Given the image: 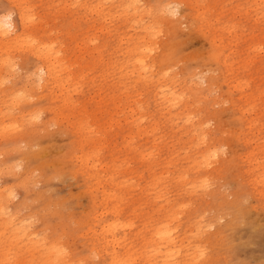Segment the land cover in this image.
Returning <instances> with one entry per match:
<instances>
[{
	"label": "rangeland",
	"instance_id": "1",
	"mask_svg": "<svg viewBox=\"0 0 264 264\" xmlns=\"http://www.w3.org/2000/svg\"><path fill=\"white\" fill-rule=\"evenodd\" d=\"M17 1L0 0V14L16 25L26 9L24 33L82 56V77L49 93L32 50L0 47L12 58L0 74V264H106L112 251L158 264L153 231L165 227L184 264L201 251L193 264H264V0ZM141 44L153 48L145 80L132 63Z\"/></svg>",
	"mask_w": 264,
	"mask_h": 264
},
{
	"label": "bare ground",
	"instance_id": "2",
	"mask_svg": "<svg viewBox=\"0 0 264 264\" xmlns=\"http://www.w3.org/2000/svg\"><path fill=\"white\" fill-rule=\"evenodd\" d=\"M9 1V0H8ZM17 1V0H16ZM24 1V0H23ZM110 1V0H109ZM15 2V1H14ZM18 2V1H17ZM16 2V3H17ZM21 2V1H20ZM27 2V1H26ZM58 2V1H57ZM104 2V1H103ZM133 2V1H132ZM136 2V1H135ZM19 3V2H18ZM23 3V2H21ZM15 4V3H13ZM20 4V3H19ZM64 4V3H63ZM69 4V3H68ZM76 4V3H74ZM12 5V4H11ZM25 5V4H24ZM100 5V4H99ZM20 6V5H19ZM26 6V5H25ZM28 6V5H27ZM33 6V4L31 5ZM64 6V5H63ZM63 6L62 9H64ZM96 6V5H95ZM15 7V5H14ZM23 7V6H22ZM21 7V8H22ZM67 7V6H66ZM80 7V6H79ZM102 7V6H101ZM124 7V6H123ZM122 7V9H123ZM126 7V5H125ZM124 7V8H125ZM130 7V6H129ZM17 8V7H16ZM26 8V7H24ZM23 8V9H24ZM29 8V7H28ZM98 8V7H97ZM96 8V9H97ZM31 9V8H30ZM28 9V11L30 10ZM26 10V9H25ZM23 10V11H25ZM88 10V9H87ZM93 10V9H92ZM100 9L98 8L97 11H99ZM23 11H17L16 12V18H17V24L15 25L14 22L12 21V19L10 18V14L9 12H4L2 14H0V47H3L5 49H10L11 51V46H13V48L15 47V45L18 48L17 44H23L24 47L26 46V50H32V55L34 56L35 60L37 61V65L34 64V73H35V81H36V86L38 85L39 87H41V89H46L47 92L51 93V89L56 87L59 91L64 90L65 86H67L70 82L72 83L73 81H75V79H77L78 82V76H80V78L82 77V75L79 73H75V71L72 70L73 65H77L78 67H82L79 66L80 64V58L82 57H78L77 55L73 57L72 60H69L65 57V54H63V48L60 45H57L56 41L57 40H50L49 41H42V40H38L36 39L34 36H29V34L24 33L25 29H27V26H32L35 25V23H33L32 19L30 18L29 15H25L23 13ZM63 11V10H62ZM170 11V9H169ZM166 12V11H165ZM113 13V12H112ZM135 13V11H134ZM171 13V12H170ZM91 14V13H90ZM122 14H125L124 12H122ZM161 14V13H160ZM36 15V14H35ZM115 15V14H114ZM118 15V14H117ZM33 17V16H32ZM163 17V16H162ZM161 17V18H162ZM165 17V16H164ZM167 17V16H166ZM165 17V18H166ZM40 20V19H39ZM37 20H35L36 22ZM41 22V20H40ZM136 22V21H135ZM134 23V21H133ZM158 23V22H157ZM160 23V22H159ZM37 24V23H36ZM42 25V24H41ZM38 26L41 27L42 26ZM30 26V27H31ZM45 26V25H44ZM155 26V23L154 25ZM37 27V26H36ZM35 27V28H36ZM37 27V28H38ZM142 28V27H141ZM157 28V27H156ZM153 29V27H152ZM158 29V28H157ZM156 29V30H157ZM98 30V29H97ZM127 30V29H126ZM107 31V30H106ZM158 31V30H157ZM29 32V30H28ZM101 32V31H100ZM49 33V31H48ZM42 34V33H41ZM57 34V33H56ZM55 34V37H56ZM146 34V33H145ZM157 34V33H156ZM46 35V34H45ZM149 35V34H148ZM134 38V37H133ZM136 38V37H135ZM139 38V37H138ZM146 38V37H145ZM214 37H211V43L213 45V51L210 53V55L215 59L218 58L221 55L220 50L218 49L217 45H214L215 40L213 39ZM98 40V39H97ZM124 40V39H123ZM90 41V40H89ZM93 42V40H92ZM90 43V42H89ZM149 44V43H148ZM153 44V43H152ZM151 44V45H152ZM19 45V47H20ZM77 45V44H76ZM104 45V44H103ZM74 46V45H73ZM87 46L83 44V42H79L78 45L76 46L78 48V52L79 53H86L88 52L89 54L92 53V50L96 51L97 54H99L100 50H97V47H93V48H88L89 50H86L85 47ZM133 46V45H132ZM154 46V45H153ZM75 47V46H74ZM12 48V49H13ZM16 49V48H15ZM14 49V50H15ZM20 49V48H19ZM24 49V48H23ZM105 49V48H104ZM4 49H1V51ZM156 50V49H155ZM17 51V50H15ZM153 51V48L150 46H148L147 44H141V45H137L134 47V54L135 57L133 59V62L135 65H137L136 67V72H137V76H139V78L142 79H146V77L151 73V64L153 63V61L148 62V58L150 56V52ZM9 52V51H8ZM22 52V51H20ZM7 53V51H6ZM13 53V52H12ZM88 54V55H89ZM9 55V54H8ZM3 56V55H2ZM1 57V55H0ZM7 57V56H6ZM9 57V56H8ZM7 58H0V74L4 73L3 69L4 67H8L9 70V62H7L8 60ZM10 58V57H9ZM19 58V57H18ZM78 58V59H77ZM12 59V58H10ZM121 61V60H120ZM165 61L163 54L162 57L159 59V62H163ZM223 62V61H222ZM131 63V64H132ZM228 63V62H227ZM93 66H94V61L92 62ZM9 65V66H8ZM33 65V64H32ZM175 65V64H174ZM227 65V64H226ZM15 66V65H12ZM90 67V65L88 66ZM101 67V66H100ZM172 67V66H171ZM174 67V66H173ZM14 68V67H13ZM11 69V67H10ZM84 69V68H83ZM95 69V68H94ZM132 70V69H131ZM130 70V71H131ZM168 70V69H167ZM166 70V71H167ZM5 71V70H4ZM13 71H10V73ZM94 72V71H93ZM162 72L164 73V71L162 70ZM6 73V71H5ZM91 73V72H90ZM89 73V74H90ZM149 73V74H146ZM167 72H165L166 74ZM13 73H11L12 76ZM31 74V73H30ZM164 74V75H165ZM4 75V74H3ZM1 74V76H3ZM9 75V72H7L6 78ZM34 76V75H33ZM10 77V76H9ZM30 77V76H29ZM86 77V76H85ZM3 79V78H2ZM136 79V78H135ZM27 80V79H26ZM31 80V79H30ZM34 81V80H33ZM30 81V82H33ZM136 81V80H135ZM3 82V80H2ZM29 82V81H28ZM202 82V81H201ZM1 84V81H0ZM27 84V83H26ZM33 84V83H32ZM35 84V82H34ZM79 84V83H78ZM175 84V83H174ZM237 84V82L235 83ZM5 85V84H4ZM29 85V84H28ZM74 85V84H73ZM233 85V84H232ZM31 84H30V89H31ZM35 86V88H36ZM85 86V85H84ZM164 86V87H163ZM163 88H159V91L162 93L163 90H165V94L161 95V98L165 101H160L162 104L165 105V107L167 108H172L173 106H175L176 103H178L179 101H174L175 99L178 98V93H176V90L173 88L174 86H172L171 84L168 85H163ZM195 86V84H194ZM33 87V86H32ZM26 88V87H24ZM71 88V87H70ZM29 89V90H30ZM68 89V88H67ZM66 89V90H67ZM37 90V89H36ZM155 92V91H154ZM21 94V93H20ZM19 94V95H20ZM76 94V93H75ZM70 95V94H69ZM68 95V96H69ZM166 95V96H165ZM205 95V94H204ZM208 95V93H207ZM205 95V96H207ZM13 96V95H12ZM10 96V99L14 98L16 99V97H12ZM16 96V95H15ZM21 96V95H20ZM68 96H63L61 97L62 101H67L64 102L65 104L68 103V101H70ZM199 96V95H198ZM12 97V98H11ZM41 97V96H40ZM139 97V96H138ZM9 98V97H8ZM19 98V97H17ZM22 98V96H21ZM204 98V97H202ZM206 98V97H205ZM220 98V97H219ZM24 99V98H23ZM52 99V98H51ZM50 99V101H51ZM17 100V99H16ZM53 100V99H52ZM18 101V100H17ZM12 102V101H11ZM245 103V102H244ZM6 104V103H5ZM196 104V103H195ZM200 104V102H199ZM221 104L218 102V105ZM13 105V103L11 104ZM73 105V103H72ZM215 106V105H214ZM49 108V107H48ZM50 109H53L50 107ZM58 109V108H57ZM166 109V108H165ZM47 110V109H46ZM138 110V109H137ZM167 110V109H166ZM165 110V111H166ZM48 111V110H47ZM131 111V110H130ZM129 111V112H130ZM133 111V110H132ZM50 112V110H49ZM212 112V111H211ZM62 114V113H61ZM2 115V114H1ZM34 115V114H33ZM36 115V114H35ZM162 115V114H161ZM63 116V115H62ZM33 119L35 118L34 116H32ZM37 117V116H36ZM28 119V118H27ZM32 119V118H30ZM132 119V118H131ZM190 119V118H189ZM182 121V120H181ZM29 122V121H28ZM84 122V121H83ZM140 123V122H139ZM189 123L190 120H189ZM205 125V124H204ZM5 126V125H4ZM3 126V127H4ZM261 128V127H260ZM2 129V128H1ZM4 129V128H3ZM13 129V127H12ZM224 131L225 129H227L226 127L223 128ZM229 130V129H228ZM87 131V130H86ZM233 135V134H232ZM204 145V143H203ZM214 146V145H213ZM194 147V146H192ZM203 148V147H202ZM214 150L211 151L208 147L205 148L204 153L200 154V161L203 163H207L208 162V157L210 155L213 154L214 156ZM212 156V157H213ZM175 159V158H174ZM207 160V161H206ZM171 164V163H170ZM203 165V164H202ZM186 170V169H185ZM196 170V169H195ZM197 171V170H196ZM177 172V171H176ZM179 172V171H178ZM29 173V172H28ZM176 176V175H175ZM177 177V176H176ZM178 178V177H177ZM191 178V177H190ZM189 178V179H190ZM200 181V180H199ZM211 182V181H210ZM200 183V182H199ZM204 183V182H201ZM148 184V183H147ZM154 184V183H153ZM198 184V183H197ZM189 185V184H188ZM156 188V187H155ZM154 188V189H155ZM207 189V188H206ZM205 189V190H206ZM224 219V218H223ZM242 220V219H241ZM114 227V224L110 225ZM110 226H108V228H110ZM121 227V226H120ZM119 227V228H120ZM105 230L107 228H104ZM173 231V230H172ZM153 236L155 237L156 241L154 244V247L156 250L154 251L156 255H158L160 257L159 259V263L158 264H184V262L180 261V257H181V253H180V249L176 248V243L178 240H176V236L172 235L170 233V230L168 228L165 227V229L163 228V230L160 229H155V231H153ZM151 243V242H150ZM178 247V245H177ZM175 248V249H172ZM202 252V251H201ZM200 253H195L191 256L190 260L193 259L195 263L197 261V257L201 255ZM94 254V253H93ZM130 256V254H127L126 259ZM110 258V260H108L106 262V264H122V260L118 259L117 254L115 252L112 251L111 255L108 256ZM63 256L60 255L59 257V263L57 264H71L66 262L65 260L62 259ZM132 258V257H131ZM191 263V264H193ZM50 264V263H49ZM80 264V263H77ZM124 264V263H123Z\"/></svg>",
	"mask_w": 264,
	"mask_h": 264
},
{
	"label": "snow or ice",
	"instance_id": "3",
	"mask_svg": "<svg viewBox=\"0 0 264 264\" xmlns=\"http://www.w3.org/2000/svg\"><path fill=\"white\" fill-rule=\"evenodd\" d=\"M173 14H175V13H173Z\"/></svg>",
	"mask_w": 264,
	"mask_h": 264
}]
</instances>
